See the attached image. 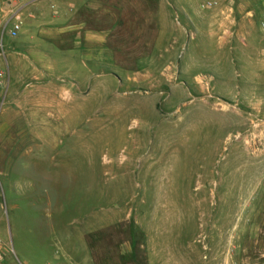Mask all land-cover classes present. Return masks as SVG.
I'll return each instance as SVG.
<instances>
[{"label":"rangeland","instance_id":"374dc122","mask_svg":"<svg viewBox=\"0 0 264 264\" xmlns=\"http://www.w3.org/2000/svg\"><path fill=\"white\" fill-rule=\"evenodd\" d=\"M171 1L17 81L0 21V264H264L263 4Z\"/></svg>","mask_w":264,"mask_h":264},{"label":"crops","instance_id":"0c3cea01","mask_svg":"<svg viewBox=\"0 0 264 264\" xmlns=\"http://www.w3.org/2000/svg\"><path fill=\"white\" fill-rule=\"evenodd\" d=\"M14 5L21 8L25 16V26L19 36L21 43L11 53L13 70L10 75L16 81L19 67L25 65L29 68L30 61H33L30 60L33 46L40 43L42 46L46 44L43 50L52 49L49 38H58L59 41L54 51L60 58L55 66H60L64 60L92 63L98 61V53L102 52L99 47L110 43V36L120 28L124 15H133L138 27H145L153 21L157 29V39L152 43L154 50L163 45L173 17L171 0H16ZM220 22L225 23L223 19ZM21 55L23 59L20 61ZM33 63L41 67L42 56L36 57Z\"/></svg>","mask_w":264,"mask_h":264},{"label":"built area","instance_id":"2783aa9c","mask_svg":"<svg viewBox=\"0 0 264 264\" xmlns=\"http://www.w3.org/2000/svg\"><path fill=\"white\" fill-rule=\"evenodd\" d=\"M16 0H0V21L2 23L3 35L11 39H16L22 33L25 26V16L23 10L14 5ZM199 9L203 12H213L219 9L223 0H196ZM264 7V0H261ZM261 27L264 32V17L261 21ZM0 77L3 74L0 73ZM1 242V241H0Z\"/></svg>","mask_w":264,"mask_h":264}]
</instances>
